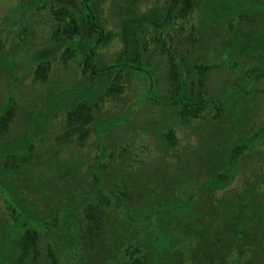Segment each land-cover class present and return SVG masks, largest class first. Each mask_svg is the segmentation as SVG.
<instances>
[{
  "label": "rangeland",
  "instance_id": "374dc122",
  "mask_svg": "<svg viewBox=\"0 0 264 264\" xmlns=\"http://www.w3.org/2000/svg\"><path fill=\"white\" fill-rule=\"evenodd\" d=\"M168 1L169 0H78L80 9L84 14L89 15V21H92L95 15L90 7L92 4H94L95 7L97 6L101 28L110 29L112 31L113 35L111 39L99 46L97 50L100 63L104 62V65L115 61L114 66L117 69L115 73H118V71L120 72V70L126 73L121 79L123 89L118 93L116 99L113 98V95L111 96L110 93H107L103 98L97 100L95 115L91 125L93 130L89 131L90 134L84 139V142L82 141L83 143H78L76 131L71 140L65 143V147L60 148L61 150L58 149L57 151L59 152L54 155L53 151L56 150L55 147L57 146L54 143H58L55 135L58 133L59 125L58 122L51 120L47 124L46 131L42 132V134L31 141L29 139L27 140L24 149L19 152L3 153V158H8L9 161L19 155L28 154L30 152L33 154V157L31 156L27 160H23L22 163L16 167V172H20L17 175L20 181L24 183L27 182L28 178L24 175L29 172L30 174H36L38 177L33 178V176L28 175L33 183H42L41 179L43 176H45V178L49 176L52 168L56 167L60 161H62L60 163L62 166L64 163H68V165L71 166L72 162V166L82 168V170L87 167L90 170L94 181L92 185L90 184L89 186L94 187L98 195H103L105 198L113 196L111 198L114 200L116 197L115 195L119 192L118 190L127 194V190L118 183H115V181L110 180L109 182H111V185H104V183L99 180L101 177L99 167H101L104 161L105 154H108L114 147H108L103 142H100L98 147L96 130L100 122L109 119L104 127L106 125H112L114 128L110 130V133L105 139L106 141L112 142L113 145H116L122 138L124 141L116 151H119L124 146V152L122 155H119L118 152L116 154V151H113V154H115V161H112L110 166L104 170L109 173V176H118L117 173H119L118 178L122 177V181L128 182L129 186H127V189L129 196L128 199H126V204L128 206L138 204V199L142 198V203H144L142 206L145 205L143 209L165 201V203L157 209L151 210L162 213V215L179 216L180 213L185 215L190 211V204L194 205L196 209L197 206H201L200 209L202 211L207 210L206 212H209L210 207H208L207 204L204 206V203H208L210 198H220L223 195H228L229 197L233 192H236L237 188L242 189L244 186H247L250 180L251 182L256 181V183L260 180L264 182V68L261 64L262 62L258 59L250 61L248 58H244L242 64L240 63V58L231 56L229 58L224 56L219 58L220 56L217 55L215 52L216 49H214L215 44L218 45L221 42L225 43V40H231V37L230 34L225 31L227 27L223 30H221V27L220 29L217 28V19H211L207 13H204L202 2L205 4L207 0H198L199 5L190 11L186 19L184 31L189 28L192 33V42L194 40L192 46H194L195 51H204L205 49L208 50L207 53L210 56L217 55V57L192 58L189 56L190 58H182V63H186L188 68L194 67V76L201 78L200 87L194 93H197L195 94V99H201L204 103L201 107L199 106V109H197V107L188 108L190 113L191 109L198 110V112L200 111V115L189 117L187 120L181 121V117L177 112L179 107V104H177V99L179 98L177 97L180 95L182 97L184 96L181 94V90L175 88L177 85L180 86V79L177 81L176 79L178 76H184L190 79V75L192 74H188L186 71L184 73L181 70L177 71L175 65H170L172 62L170 58H158L157 61L156 59H148L151 62L150 64L143 63L139 67L132 62H130L128 66V63L125 62V58H114L124 50L122 42L124 39L122 37L123 28L126 27L128 33H131L130 30L135 28V25L130 26L126 23V14L129 13L127 15L128 20L133 17L137 18L138 16L141 22L140 25H138L137 33H135L138 38L142 39L145 31L144 26L147 25L148 21L153 20L157 9L163 7ZM178 1L179 0L174 1L176 3L172 4V9L175 8ZM29 2L31 6H27ZM34 2L39 3L44 2V0H0V51L2 50L0 55L3 57H0V93L3 95L6 88L10 86L8 94L12 96L13 91L11 88H13V94H15L18 99V108L15 111L14 120H12L10 127L7 130L4 129L3 133L0 134V142L6 141L7 136L13 137L22 135V129L26 123V112L30 109L34 111V107L36 106H42L45 102L44 99L46 94L50 90L55 91L56 87L61 89L63 87L72 86L79 78L80 80L78 81L90 82V80L88 81L89 77L82 75V58L71 59V62H69L68 65L66 63L67 66L62 68V62L59 56L58 58H50L46 79H42L40 76L38 77L36 73V63L34 61L28 62L25 65L22 64V62H27L30 57L36 58L41 55L42 50L40 41L48 32V27L45 26L43 29L44 24H35V27L32 28L33 31H30L29 37L18 43L19 41L17 39L21 38L20 36H27L25 32L29 30L27 26H30L27 24V21L18 19L19 14H21L23 19L32 12H34V17L39 16V12L33 10V8H35ZM69 2L74 3L75 1L69 0ZM23 7L28 8V10ZM97 10L94 9L93 11L96 12ZM19 11L21 12L17 13ZM135 11H140V13L137 14ZM159 16L160 15H158V17ZM89 17L87 16V18ZM20 23H22L21 26ZM200 23H205V27H199ZM9 24L10 27L5 29ZM130 24H135L133 19ZM151 27L148 30V37L150 38L147 44L149 50L148 54L152 53V46L154 45L153 40L151 42L149 41L153 37ZM154 28H156V26H154ZM18 29L21 30L18 31ZM102 34H104V38H106L110 35V32L105 31ZM2 39H4V41ZM211 39H213V42H211ZM13 42H15L14 46L12 45ZM17 43L22 46L16 45ZM222 45L225 46L226 44ZM222 45L221 47L227 50V48ZM228 45L229 44H227V46ZM131 50L132 54L130 56H133L135 54V48H131ZM61 52L63 51L60 49L58 55ZM9 53L11 55L17 54V57L14 55L13 57L11 56L12 59L17 58V62L12 64V66L14 65V67H17L14 75L12 73L13 71H11L13 68H11L10 64L7 62L10 59H8ZM32 54L36 56L32 57ZM24 56L28 57L24 58ZM152 62L153 64L157 63L156 67L158 70L154 69L155 66L153 67ZM5 64L9 67H5ZM134 68L137 70L139 68L140 74L144 77L138 78L136 73H130L128 71V69L133 71ZM67 69L73 71L71 76H74V78H61V76L64 77ZM199 70H201V72H199ZM161 74L165 81L166 79L164 77L166 75L172 78L173 87L169 88L168 83L161 87L159 83L162 84V81L159 80V83L152 81V78H155V76L159 78ZM256 75L259 78L253 80L249 84V79ZM93 82L96 83V81ZM89 86H92V84ZM116 86L117 82L114 81V87ZM141 92L142 95L140 94ZM200 95L202 97H200ZM35 97L39 99V102L34 100ZM124 104L127 105L124 107ZM187 106L191 107V103H188ZM222 107L223 109L220 111H223L216 116L217 109L219 110ZM58 113L62 116L65 114L64 111ZM190 113H188V115H190ZM120 118L123 122L121 124H116L114 119ZM168 128H171L174 132V142H169V135H167ZM253 132H255L254 135L252 134ZM60 137L62 139L64 138V136ZM32 141L37 147H35ZM232 147H238L239 152L237 154L234 153L232 155V161H229L228 159ZM77 150L84 153L87 152L91 155H95V153L98 152L101 154L95 158H93L94 155L89 158V155L84 153L79 154ZM220 153L224 156L222 159L216 157ZM113 154H111V156ZM48 155H54V157L53 159H47L46 163L44 158ZM74 155L75 157H73ZM111 156L109 160H111ZM226 157L227 164L229 162L230 167L233 168L237 165L235 168L236 172L229 184L227 186L216 187L213 191L207 190L198 193L200 189L210 186L208 185L210 180H206L208 177L205 178L204 176L210 177L208 173L211 171L205 170V168L208 165L214 166L215 168L224 167L226 165ZM98 161L100 162L98 163ZM38 163H40V165H37ZM227 167L222 168L223 171H225ZM31 169H34V171ZM65 170L66 171L63 170V173L67 175L65 176L62 174L65 176L64 178H68L74 183L80 185L90 181V176H81L82 170H79V172ZM124 170L126 172H123ZM120 173H122V175ZM228 174L229 171L225 172L223 175L224 178L227 177L226 175ZM106 176L108 178V175ZM53 177L55 179L58 175H54ZM257 177L260 178V180ZM6 180L10 187L16 190V194L19 200L26 206V210L33 215L31 205L36 197L33 195L27 196L25 194L23 196L22 192L16 189L15 183L11 178L6 176ZM61 180L63 179H57L55 183H60ZM52 182L47 181L46 183L50 184ZM43 183L45 184V182ZM158 186L159 189L157 190L156 187ZM262 187L264 196V186ZM58 188L61 187L57 186V189ZM154 190L155 194L152 196L154 200H151L149 196ZM84 192L85 188L81 189L79 194H83ZM69 197L70 194L61 198L59 204L62 207L60 206V208L57 209V214H54L49 220L46 219L34 224L24 223L22 221L23 223H19L18 227L32 228L34 226L37 229L41 227L45 229L50 227L55 228L60 212H69L72 215L76 213L74 209L68 210L63 207V203ZM191 198L192 202L190 201ZM93 200L99 201L96 196H94ZM174 200H176L177 203H174ZM13 203L14 202H11L5 189L0 186V258L2 255H6L10 252L9 245H12V243L16 241L18 243L21 242L19 235L17 236L15 232L11 233L10 231L13 226L12 224L22 219V213L19 212V209ZM116 203L117 200L115 204L111 202V205L115 206ZM73 204H76V202ZM83 206H81L79 210L86 212L87 208ZM117 208L119 215L126 216V214H128L126 208L124 210L123 208ZM135 209L136 210H133V212L129 211L131 213L130 219L136 215L134 218L138 221V208ZM114 212V215L111 217L112 221L117 219L116 211ZM8 216L10 217L8 218ZM159 216L161 215L159 214L158 217ZM154 218L157 217L155 216ZM82 221L84 222L83 218ZM177 221H179V219H172L170 223L178 224L179 222ZM114 223L116 224V222ZM64 224L65 228L67 223L64 222ZM109 224L110 232L107 234L101 233V237L95 240L88 239L87 234H79V240L82 246L86 248V253H83V256L89 257L90 264H110L117 262L120 252L118 248L121 246L122 242L124 244V241L128 239L133 240L137 238L138 235H142L144 238L146 234L139 233L138 231L142 230V232H146L153 229L150 223L143 229L139 226L140 229L138 224H134L129 226L125 232L117 227H115L117 231L113 232L112 229L114 228L111 229V227H113L114 224L111 221ZM77 225L80 226L81 224ZM118 225V227L125 226L119 222ZM84 229L85 225L83 223L82 226H80V230ZM48 235L50 236L51 234ZM47 238L42 237L38 239V244L41 248H45L46 242L49 240ZM65 240V238L58 240L60 246L58 252L62 254L61 259L63 264H72V258L67 254L65 248ZM91 244L95 246V249L92 248L90 252L89 245ZM99 245H102V247L97 250L96 248H100ZM108 247H111L112 250L114 249L115 252L113 254L111 253L110 258L107 260L106 256L109 254L107 253ZM16 254L17 250H14L10 255V261L15 262L14 258ZM15 264H18V262Z\"/></svg>",
  "mask_w": 264,
  "mask_h": 264
},
{
  "label": "flooded vegetation",
  "instance_id": "af4514ba",
  "mask_svg": "<svg viewBox=\"0 0 264 264\" xmlns=\"http://www.w3.org/2000/svg\"><path fill=\"white\" fill-rule=\"evenodd\" d=\"M74 1V3H70L69 0H44V2H34L36 6L34 5L35 8H33V10L35 12L38 11L39 16L34 17V12H32L25 17V19H23L21 14H19L18 19L21 21H27V24L30 26H27V29L29 30L25 32L27 36H20L21 38L17 39L19 41L18 43L29 37L30 31H33L32 28L35 27V24H44L43 29L45 26L48 27L47 35H44L42 37L43 39L40 41L42 50L41 55L36 58L30 57L27 62H22V64L25 65L28 62L30 63L31 61H34L36 63V73L38 77L40 76V78L46 79L50 58H58L59 56L62 62L61 68L67 66L69 62H71V59L74 60L82 58V75L89 77L88 81L90 80V82H82V80L78 81L80 80L79 78L75 83L72 82V86L63 87L61 89L56 87L55 91L50 90L46 94L44 99L45 102L42 106H36L34 107V111L30 109L26 112V123L23 126L22 135L13 137L7 136L6 141L0 142V186L5 189L11 199V202H14L13 204L19 209V212L22 213V219H20L17 223H13L10 231L11 233L15 232L17 236L19 235V239L21 241L28 230H36L34 233V243L31 244V242H29L25 255H22L24 248L23 244L16 241L15 243H12V245H9L10 252L1 256V264H15L16 262H18V264H63L61 259L62 254L58 252L60 247L58 240L62 238L66 239L65 248L67 250V254L72 258V264H90L89 257L87 258L86 256H83V253H86V248L82 246L81 241L79 240V234H87L88 239L94 240L101 237V235H95V232L88 228L87 224L93 218V216L89 215V212L93 213L94 217L103 218L104 221H106L105 234L110 232V221L114 224V226L111 227V229L114 228L112 229L113 232L117 231L115 227L125 232L129 226L134 224L137 225V219L134 218L136 215L130 219V212L136 210L135 208H138V223H141L139 221H141L144 212L142 207V198L138 199V204L128 206L126 204V199H128L129 193L125 194L121 190H118L119 192L115 195L116 197L114 200L111 198L113 196L105 198L103 195H98L97 191L94 190V187L89 186L90 184L92 185L94 178L87 167L82 170V168L72 166V162L71 166H69L68 163H64L62 166L60 164L62 161H60L56 167L52 168L49 176L46 178L43 176L41 179L42 183H33L28 175L33 176V178L38 177L36 174H30L29 172L24 175L28 178L27 182L24 183L17 178V175L20 172H16V167L20 165L23 160H27L31 156L33 157V154L30 152L28 154L19 155L11 161H9L8 158H3V153L19 152L24 149L26 147L25 145L27 140L29 139L31 141L42 134V132L46 131L47 124L51 120L58 122L59 125L58 133L55 135L58 143H54L57 145L55 147L56 150L53 151L54 155L59 152L57 151L58 149L65 147V143L71 140L76 131V138L77 141H79L78 143H83L84 139L90 134L89 131L93 130L91 125L95 115L97 100L103 98L107 93H110V95H113V98L116 99L118 93L123 89V84L121 89L118 91H116V88H109L111 79L115 77V71L109 70L107 73L102 74L101 78L96 79V83L93 82V79H91L93 75H91L89 71H83L85 60H89L90 63H93L95 58L98 61L100 60L97 49L99 46L109 41L113 34L110 29L101 28L99 24V10H97V6L95 7L94 4H92L90 7L91 11L95 13V15L94 19L89 21V15L84 14V12L80 9L78 0ZM174 1L175 0H169L167 4L163 5V7H159L157 9L153 20L148 21L147 25L144 26L145 31L142 39L136 36L138 25H140L141 21L138 19V16L137 18L133 17L128 20L127 15L129 13H127L125 17L126 23L130 26L135 25V28L130 30L131 33H128L126 27L123 28L122 37L124 39L122 42L124 50L114 58H134L129 60L132 63H136L135 65L138 67L143 63L150 64L151 62L148 59H156L157 61L158 58H170L172 60L170 65H175V69L177 71L181 70L183 73L185 71L189 73V68L186 63H182V58H190L189 56L192 58H213L217 57V55L220 56H218L219 58L222 56L229 58L231 56L234 58H240V63L242 64L244 58H248L250 61L258 59L262 62L261 64L264 68V0H207V3L205 4L202 2V9L204 10V13H207L211 19H217V28L220 29L221 27V30H223L227 27L225 31L228 32L231 37V40H225V43L221 42L218 45L215 44L214 49H216V56H210L207 53L208 50L205 49L204 51H195L194 46H192L194 42V40L192 42L191 38V36H193L192 33L189 28L184 31L186 19L188 18L190 11L199 5V1L193 0L192 6L184 11L183 15L175 14V11L177 12L178 5L182 3V0H179L175 8L172 9V4L176 3ZM27 6H31L30 2ZM23 8L28 10L26 7ZM94 9L97 11H93ZM20 12L21 11L17 13ZM135 12L137 14L140 13V11ZM158 15L160 16L158 17ZM87 16L89 18H87ZM132 19L135 24H130ZM228 20H232V24L228 23ZM21 24L22 23H20V26ZM154 26H156V28H154ZM200 26L205 27V23H200L199 27ZM9 27L10 24L5 29ZM150 27L153 37L149 41L151 42L153 40L154 45L152 46V53L148 54L149 50L147 48V44L148 39H150L148 37V30ZM19 30L21 29H18V31ZM105 31L110 32V35L106 38H104V34H102ZM2 40L4 41V39ZM211 42H213V39H211ZM18 43L16 45L22 46ZM14 44L15 42L12 43L13 46ZM222 44L226 45L223 46ZM227 44L229 45L227 46ZM201 45L203 46L202 43ZM221 45L227 48V50L222 48ZM131 48H135V54L133 56H130L132 54ZM60 49L63 52L58 55ZM146 51L148 55L146 54ZM1 52L2 50L0 53ZM13 55L17 57V54ZM13 55L9 53L8 59H10L7 62L10 64L11 68H13L11 71H13L12 73L14 75L17 67H14V65L12 66V64L17 62V58L12 59ZM35 56L36 55L32 54V57ZM0 57L2 56L0 55ZM25 57L28 56H24V58ZM114 63L115 61L106 65H108V68L111 69L114 67ZM39 64L42 65V71L37 70ZM156 64H153V67L155 66L154 69L158 70ZM5 67L9 66L6 65ZM139 70L140 69L138 68L137 77L143 78L144 76L140 74ZM72 73V70L67 69L64 77L61 76V78H74V76H71ZM119 74L118 79L119 83H121V79L124 75H126V73H124L123 70H120ZM160 76H162V74ZM258 78L259 77L256 75L255 77L250 78L248 83L250 84L253 80ZM159 80L163 82V79H160V77L158 78V76L152 78V81L154 82L159 83ZM90 84H92V86H89ZM165 85L166 84L164 82L162 84L159 83V86L161 87ZM11 89L14 93L13 88ZM185 89V93L187 95L189 90L187 87H185ZM9 90L10 86L6 88L3 95L0 93V112L3 111L8 101H11L13 104L12 114L8 120V124L6 127L0 126V134L3 133L4 129L7 130L10 127L12 120H14L15 111L18 108L17 96L13 93L12 96L9 95ZM140 94L142 95V92ZM34 100L39 102L37 97H35ZM86 101H89V103ZM85 103L90 106L93 111V116L87 124L84 123L83 120L78 121V119L75 118L77 116L74 118L69 117V112L76 108V105H83ZM126 105L127 104H124V107ZM62 111L65 113L63 116L58 113H62ZM114 120L116 121V124H121L123 122L121 118ZM108 121L109 119L100 122L96 130L98 147L100 142H103L108 147H114L104 156V161L102 162L101 167H99L100 175L102 177H100L99 180L104 183V185H109L111 183L109 182L110 180L115 181V183H118L121 187L128 191V182L122 181V177L118 178L119 173H117L118 176H109V173L104 170L110 166L112 161H115V154H113V151H116V149L119 148L124 141L121 138L116 145H113L112 142L106 141V136L110 133V130L114 128L112 125H106L104 127L105 123ZM80 122L84 127L88 125L87 133L84 136L82 135V137L80 136V133L83 131L85 132V130H83L84 128L82 127L81 130L79 129ZM60 136H64V138L62 139ZM35 147L37 146L35 145ZM77 152L79 154L84 153L80 150H77ZM117 152L119 155L123 154L120 150H117L116 154ZM84 154L89 155V158L94 155L87 152ZM100 154V152L95 153L93 158ZM111 154L113 155L111 156ZM220 154L216 157L222 159L224 156L223 154ZM54 155L45 156V162L47 163V159H53ZM110 156L111 160H109ZM73 157H75V155ZM99 162L100 161H98V163ZM40 163L37 165H40ZM225 163L226 165L224 167L226 168L228 166L227 160ZM236 166L232 168V175L226 178L223 183H211L208 188L204 187L199 190L198 193L201 191L205 192L207 190L213 191L216 187L227 186L236 172ZM222 168H215L214 166L208 165L205 168V170L211 171H208L211 173L208 179H210L212 175L222 172ZM65 169L68 171L71 170L72 172H79V170H82L81 176H90V181L80 185L78 183H74L72 180L64 178L67 175L63 173V170L66 171ZM31 170L34 171V169ZM123 172L126 171L124 170ZM120 174L122 175V173ZM54 175H58V177H55L54 179ZM106 175H108V178ZM6 176L13 180L16 189L20 190L23 196L25 194L27 196L33 195L36 197L31 205L33 215L26 210V206L19 200L16 190H13L10 187L8 181L6 180ZM57 179L63 180H61L60 183H55ZM258 179L260 180V178ZM47 181L53 182L47 184ZM43 182H45V184ZM57 186H60L61 188L57 189ZM262 186H264V182L262 180L257 183L256 181L251 182L250 180L244 188H237L236 192H233L232 195H230L232 197H228V195H223L220 198L212 197L208 200V203H204V206L207 204L208 207H210L209 212H206L207 210L202 211L200 209L201 206H197L196 209L194 208V205L191 204L189 213L187 212L185 215H182V213H180L179 216L162 215V213L154 211L152 215L150 214V219L152 220L150 225L153 229L146 232H142V230L138 231L139 233L146 234L144 238L142 235H138V237L133 240L128 239L127 241H124V244L122 242L119 247L120 249L118 248V250H120L118 261L110 264H142L137 261L128 263L127 261L124 262V260H127L126 246L131 242H133L134 245H139L136 251L137 256L142 258L143 254L147 256L146 263L144 264H264V196ZM83 188H85V192L83 194H79V191ZM156 189L158 190L159 186L156 187ZM68 194H70V197L63 203V207L68 210L74 209L76 213L72 215L69 212H60L56 223V226L58 227L55 226V228L50 227L48 229L42 227L37 229L34 226L32 228L18 227V224L23 222L34 224L46 219L49 220L54 214H57V209L61 206L59 204L61 198ZM154 194L155 190L150 196L151 200H154V197H152ZM94 196H96L99 201H94ZM192 198L190 199L191 202ZM116 200L118 204L116 203L115 206H112L111 202L115 204ZM74 202H76V204H73ZM173 202L177 203L176 200ZM164 203L165 201H162V203L151 205V210L157 209ZM81 206L87 208L86 212L79 210ZM117 207H119V209L123 208V210L126 208L128 214H126V216L119 215ZM114 211H116L117 219L112 221L111 217L114 215ZM159 214L161 216L158 217ZM155 216L157 218H154ZM9 217L10 216H8V218ZM82 218L84 219V222L82 221ZM172 219H179V221H177L179 223H170ZM64 222L67 223L65 228ZM114 222H119L125 226H115ZM164 222L165 226L163 228L162 225ZM83 223L85 225V229L80 230V226H82ZM77 224L81 225L78 226ZM48 234L51 235L49 236ZM42 237H48L47 239H49L46 242L45 248H41L38 244V239ZM89 247L90 252L92 251V248L95 249V246L92 244L89 245ZM99 247L100 248L96 249H101L102 245H99ZM14 250H17V254L14 258L15 262H12L10 261V255L14 252ZM114 252V249L112 250L111 247H108L107 253L109 254H107L106 259L108 260L111 253L113 254Z\"/></svg>",
  "mask_w": 264,
  "mask_h": 264
},
{
  "label": "trees",
  "instance_id": "16d2710c",
  "mask_svg": "<svg viewBox=\"0 0 264 264\" xmlns=\"http://www.w3.org/2000/svg\"><path fill=\"white\" fill-rule=\"evenodd\" d=\"M192 3H193V0L192 1L191 0H182V3L178 5L177 12L175 11V14L183 15L184 11H186L188 8H190L192 6ZM228 23L232 24V20H228ZM101 38H103V37H101ZM125 62H127L128 66H129L130 60L128 58H125ZM133 64H136V63H133ZM41 68H42V65L39 64L38 67H37V70H41L42 71L43 68L42 69ZM109 70L110 71H113V70L116 71L117 69H116L115 66L113 68L109 69L108 65H106V64L103 65V63H100V60L98 61L96 58H95V61L93 63H90L89 60H85L84 66H83V71H85V72L89 71V73L91 75H93L91 79H93L94 81H96V79H98V78H101V75L107 73ZM128 71L130 73H136V75L138 76V70L136 68H134L133 71L131 69H128ZM193 71H194V67L192 66V67L189 68V73L192 74V75H190L191 76L190 79L184 78L183 76H178L177 79H176V81L178 79H180V83H179L180 86L177 85V86H175V88L177 90H181V94L184 96V97H182L180 95V96L177 97V98H179V99H177L178 100L177 104H179L177 112H178V114L181 117V121L187 120V118H189V117H195V116L200 115L199 114L200 111L198 112V110H192L191 109V113H190L188 108L197 107V109H199L201 107V105L204 103V102H202L201 99H198V100L195 99V94H197V93H194V92L197 89H199L200 81H201L200 79L201 78L200 77L199 78L195 77L194 74H193ZM92 72H93V74H92ZM199 72H201V70H199ZM119 73L120 72L118 71V73L115 74V77H113V79H111L110 85H109V88H111V89L117 88L116 91L120 90L121 87H122V82L119 83V79H118V77L120 75ZM161 78L163 79L162 76H160V79ZM164 78L166 79V81L163 79V82L165 84L168 83L169 88L173 87L172 78L170 76H168V75H166ZM114 81L117 82V86L116 87H114ZM185 87H187L188 90H189V93L187 95L185 93V91H186ZM189 94H190V97H189ZM200 97H202V96L200 95ZM86 102L89 103V101H86ZM188 103H191V107L187 106ZM193 103H195V104H193ZM12 105L13 104L11 103V101H8L7 104L5 105V108L3 109V111L0 112V126L1 127H6L7 126L8 120L10 119V116L12 114V109H13ZM221 109H223V107L220 108L219 110L217 109L216 116L223 111V110L220 111ZM188 113H190V115H188ZM75 116H77V117H75ZM92 116H93V111H92L91 107L88 106L86 103L83 104V105H76V108H74L71 112H69V117L70 118H74L75 117V118L78 119V121H82L83 120V122L86 123V124L92 118ZM81 127L84 128L83 130H85V132L83 131V132L80 133V136L82 137V135L84 136L87 133L88 125H86L84 127L81 124V122H80V125H79V129L80 130H81ZM252 134L254 135L255 132H253ZM167 135H169V142H174V132L172 131L171 128H168ZM123 147L120 149L121 153L124 152V148ZM238 152H239L238 151V147H232V149L230 151V157H229L228 160L232 161V155L234 153L237 154ZM226 160H227V157H226ZM229 164L230 163L228 162V167H227V169L225 171H222L220 173L212 175L211 178L208 179V180H210L208 185H210L211 183H216V182H222L223 183L226 180V178H228L230 175H232V173H231L232 172V167H230ZM227 171H229V174L226 175L227 177L224 178L223 175ZM202 175H205V174H202ZM208 175H211V173H208ZM204 177L205 178L206 177L209 178V176H204ZM127 193H129V192L127 191ZM151 194H150V196H151ZM142 204H144V203H142ZM144 206L145 205H143L142 207H144ZM151 209H152L151 207H147L146 210L144 209L141 221H139L141 223H138V221H136L138 226H140L142 229L146 228V226L149 225V223L150 224L152 223V220L150 219V214L152 215L154 211H151ZM89 215L93 216V218L87 224L88 228L90 230H92L93 232H95V235H100V233H105V231H106V221H104L103 218H96V216L94 217L93 213L89 212ZM165 222H166V220H165ZM165 222L162 225L163 228L165 226ZM117 225H118V223L115 224V226H117ZM35 232H36V230H32V229L28 230L26 235L21 239V243L24 246L22 255L26 254V250H27V247L29 245V242H31V244L34 243V240H35L34 233ZM138 246H139L138 244L134 245L133 242L127 244V246H126L127 247V249H126L127 260H124V262L127 261V263H128V262H136L137 261V262H140L142 264L146 263V257H147L146 255L143 254L142 255L143 258L136 255V251L138 249Z\"/></svg>",
  "mask_w": 264,
  "mask_h": 264
}]
</instances>
